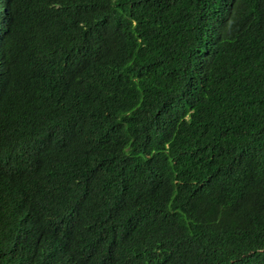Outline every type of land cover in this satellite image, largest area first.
Returning a JSON list of instances; mask_svg holds the SVG:
<instances>
[{"label": "trees", "instance_id": "obj_1", "mask_svg": "<svg viewBox=\"0 0 264 264\" xmlns=\"http://www.w3.org/2000/svg\"><path fill=\"white\" fill-rule=\"evenodd\" d=\"M0 264H264V0H0Z\"/></svg>", "mask_w": 264, "mask_h": 264}]
</instances>
